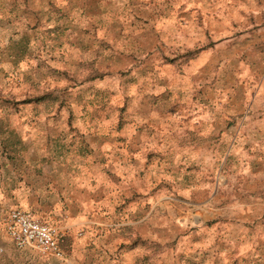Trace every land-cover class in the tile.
I'll return each instance as SVG.
<instances>
[{
    "label": "rangeland",
    "instance_id": "obj_1",
    "mask_svg": "<svg viewBox=\"0 0 264 264\" xmlns=\"http://www.w3.org/2000/svg\"><path fill=\"white\" fill-rule=\"evenodd\" d=\"M12 42L27 48L16 63ZM152 107L179 127L162 161L179 207L136 211L126 239L91 235L84 264L118 245L109 264H264V0H0V123L31 153L72 147L78 121L122 127ZM10 244L0 264L79 263Z\"/></svg>",
    "mask_w": 264,
    "mask_h": 264
},
{
    "label": "crops",
    "instance_id": "obj_2",
    "mask_svg": "<svg viewBox=\"0 0 264 264\" xmlns=\"http://www.w3.org/2000/svg\"><path fill=\"white\" fill-rule=\"evenodd\" d=\"M167 115L152 107L146 116L133 115L130 123L117 128L111 121L107 125L94 123L92 118L78 121L79 133L72 147L66 149L67 143L60 144L48 153H31L34 148L29 139L19 137L21 151L7 157L0 155V161L4 159L0 168L9 179L4 185L0 178V239L10 242L2 215L15 207L56 228L62 260L69 258L84 264V252L94 243L91 235L102 231L103 236H113L115 231L126 239L129 233L125 226L136 211L144 213L141 210L148 208L142 217L145 218L152 210L162 209L163 204L178 209V174L170 173L169 182H165L163 174L162 161L174 160L180 144L179 127ZM164 188L169 196L164 195ZM28 247L13 250L25 257L41 254ZM4 248L6 252L8 247ZM117 248L116 253L114 248L112 252L98 251L107 257L104 264L129 251L124 245ZM45 256L48 257L41 259L53 258ZM160 256L158 253L155 257Z\"/></svg>",
    "mask_w": 264,
    "mask_h": 264
},
{
    "label": "built area",
    "instance_id": "obj_3",
    "mask_svg": "<svg viewBox=\"0 0 264 264\" xmlns=\"http://www.w3.org/2000/svg\"><path fill=\"white\" fill-rule=\"evenodd\" d=\"M2 222L4 231L14 248L31 246L41 254L57 260L63 259L56 228L15 207L8 208L4 212Z\"/></svg>",
    "mask_w": 264,
    "mask_h": 264
},
{
    "label": "trees",
    "instance_id": "obj_4",
    "mask_svg": "<svg viewBox=\"0 0 264 264\" xmlns=\"http://www.w3.org/2000/svg\"><path fill=\"white\" fill-rule=\"evenodd\" d=\"M11 44L12 46L8 47L9 58L11 59L12 63L19 62L27 54V48L25 46H19L14 42ZM43 98L44 96L37 97L35 98V101H41ZM26 101L28 102L31 100ZM2 108H5V106H2ZM18 139L19 135L12 128H7L0 123V155L5 156L6 154L7 157V155L11 153H17L18 151H21L23 147L20 145V140ZM17 148H19V150Z\"/></svg>",
    "mask_w": 264,
    "mask_h": 264
}]
</instances>
